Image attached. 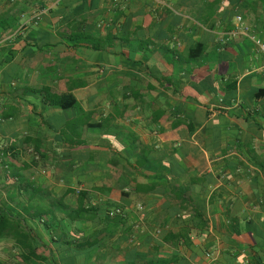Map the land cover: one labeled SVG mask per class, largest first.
I'll use <instances>...</instances> for the list:
<instances>
[{
	"label": "crops",
	"instance_id": "obj_1",
	"mask_svg": "<svg viewBox=\"0 0 264 264\" xmlns=\"http://www.w3.org/2000/svg\"><path fill=\"white\" fill-rule=\"evenodd\" d=\"M10 1L0 207L43 264H264V0Z\"/></svg>",
	"mask_w": 264,
	"mask_h": 264
},
{
	"label": "trees",
	"instance_id": "obj_2",
	"mask_svg": "<svg viewBox=\"0 0 264 264\" xmlns=\"http://www.w3.org/2000/svg\"><path fill=\"white\" fill-rule=\"evenodd\" d=\"M59 106L65 107L64 104L59 103ZM63 238V240H62ZM1 239H11L14 241L16 248L20 251V255L22 256L25 263H28L30 260H34L38 263H44L46 258L42 255L37 254L36 248L33 247L37 238L32 237L30 233L23 229L22 222L18 219H15L8 210L0 207V240ZM52 243L57 248V253H52L51 255L56 257L59 255V252L69 255L67 260H71V263L74 262L76 258V253L69 250L71 247L72 239L68 236H61L58 232L51 235L50 237ZM64 247L61 251L60 249Z\"/></svg>",
	"mask_w": 264,
	"mask_h": 264
},
{
	"label": "built area",
	"instance_id": "obj_3",
	"mask_svg": "<svg viewBox=\"0 0 264 264\" xmlns=\"http://www.w3.org/2000/svg\"><path fill=\"white\" fill-rule=\"evenodd\" d=\"M45 12V9L41 8V9H37L35 14H34V17L33 19H35L36 21L39 20V16L41 14H43ZM240 18L237 17V21L240 22ZM243 33L244 35L248 36V34L244 31V28H242V25L239 24V26H237L235 28V31L232 33L233 35H237V34H241ZM254 42L255 44L259 47V49H261L262 51H264V43H262L259 39H256L255 37L251 36L250 37ZM122 214V210L120 208H115V209H112L108 212V217L110 218H113V217H116L118 215H121Z\"/></svg>",
	"mask_w": 264,
	"mask_h": 264
},
{
	"label": "rangeland",
	"instance_id": "obj_4",
	"mask_svg": "<svg viewBox=\"0 0 264 264\" xmlns=\"http://www.w3.org/2000/svg\"><path fill=\"white\" fill-rule=\"evenodd\" d=\"M8 5L14 4V2H11L10 0H6ZM49 239V238H48ZM52 243V242H51ZM39 253L47 254L49 255V252L46 251V249L43 247H39ZM82 260V259H79ZM5 264H37L34 261H29L28 263H25L20 253L12 254L11 256L7 257V262ZM43 264V263H38Z\"/></svg>",
	"mask_w": 264,
	"mask_h": 264
}]
</instances>
